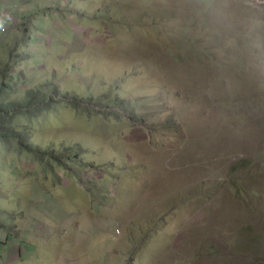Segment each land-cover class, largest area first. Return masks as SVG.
Wrapping results in <instances>:
<instances>
[{
    "label": "rangeland",
    "instance_id": "374dc122",
    "mask_svg": "<svg viewBox=\"0 0 264 264\" xmlns=\"http://www.w3.org/2000/svg\"><path fill=\"white\" fill-rule=\"evenodd\" d=\"M51 1L68 16L41 18L40 50L0 56L19 264H264V0ZM41 159L83 172L58 185L90 225L65 222L52 176L29 193Z\"/></svg>",
    "mask_w": 264,
    "mask_h": 264
},
{
    "label": "crops",
    "instance_id": "0c3cea01",
    "mask_svg": "<svg viewBox=\"0 0 264 264\" xmlns=\"http://www.w3.org/2000/svg\"><path fill=\"white\" fill-rule=\"evenodd\" d=\"M51 6H52L51 0H0V24H5L4 27H1V28H5L4 33H1V28H0V33L2 34L0 36V56H2L3 54L8 55L12 53L13 49H18V48L24 50V48L29 49L30 47H32L33 49L40 50L41 47L40 29H43V27L46 28L45 26L46 23L45 22L43 23L41 21V18L45 16H49L50 19L56 17L57 19L60 20L59 25H63L65 18L68 16V13H66L60 17L54 11V8H51ZM9 12L12 13V15H8ZM20 29H23V33L21 34L20 37H18L16 36V34L19 33ZM26 34H27V38H26ZM11 39H13V41ZM1 49L3 51H1ZM54 175L56 176L60 175V170L58 173H54ZM66 177L75 180V175L73 172L68 173ZM58 184H60L58 179L52 176V180L49 185V192H50L49 194L52 195L57 200H62V201L65 200L64 202L70 201L69 220L65 219V222L66 221L72 222V220L74 222L75 220H79V223L74 224L72 222L76 226V228H80L86 222L90 225V222L85 221L84 218L86 215H88L87 210L85 209L77 210L76 209L77 207L76 206L74 207L71 204V202H74V199L68 195L67 196L64 195L62 193L63 189L61 188V185ZM70 185H74V183H67L65 186L68 187ZM78 186L82 188L83 185L75 184V188L80 189ZM45 196H47V194H45ZM60 196L63 198H61ZM74 210H77V212L79 213L78 218H76L75 215H73V213H75ZM55 226H57V223L55 224ZM57 229H59V227H57ZM57 232H59V230ZM72 239L74 238H71L70 240ZM103 241L105 240L101 238V242ZM71 242H74V240ZM13 248L14 247H7V240L3 239L0 235V264H13L14 260H16L15 264L22 263V260L20 259L22 257L20 255V251L15 250ZM16 252H17V257L13 258L11 256V253L13 254Z\"/></svg>",
    "mask_w": 264,
    "mask_h": 264
},
{
    "label": "trees",
    "instance_id": "16d2710c",
    "mask_svg": "<svg viewBox=\"0 0 264 264\" xmlns=\"http://www.w3.org/2000/svg\"><path fill=\"white\" fill-rule=\"evenodd\" d=\"M104 14V13H103ZM61 26V25H60ZM29 92H31V90H29V91H27V93H29ZM52 93V92H51ZM0 100L2 101V102H5L6 100H5V97H2V96H0ZM9 108V106H4V108H2L3 110H4V112L6 111V109H8ZM16 109H20V107L19 106H17L16 107ZM1 111V113H0V144L1 145H5V146H7V147H9V146H13V145H16V146H22V139H21V137H16V136H14V133H15V130L13 129V128H11L10 130H8L9 128H8V126H6L7 124H9L10 122L7 120V124L5 123V118H4V116L2 115L3 113H2V110H0ZM96 112V111H95ZM2 116V117H1ZM9 141V143H10V145H7V144H5L6 142H8ZM246 163H249V162H251V160H244ZM69 163H67V165H68ZM45 167H47V168H50L49 166H48V163L46 164V166ZM30 172V171H29ZM28 172V175H31V177H32V181L30 182L31 184H32V186L33 187H35L36 186V179L34 178V177H38V173H35V172H33V173H29ZM56 178H57V176H55ZM255 186V185H254ZM155 218H153L152 217V220H154ZM160 221V220H159ZM176 264V263H175Z\"/></svg>",
    "mask_w": 264,
    "mask_h": 264
},
{
    "label": "clouds",
    "instance_id": "9594fccd",
    "mask_svg": "<svg viewBox=\"0 0 264 264\" xmlns=\"http://www.w3.org/2000/svg\"><path fill=\"white\" fill-rule=\"evenodd\" d=\"M1 32H5V28H1ZM1 146V145H0ZM2 147V146H1ZM5 147H7V146H5V145H3V148H5ZM10 148H12L11 146H10ZM41 161L42 162H40L41 164H42V166H43V173H40V179L37 177V179H36V186L35 187H33L32 186V184L31 183H29V189H30V192L29 193H37V194H39L40 195V193H43L44 192V190L43 189H40V181L43 179V176L45 175V174H47L48 176L49 175H52V176H56V175H54V173H53V171L52 170H50V169H46L45 168V164H44V162L46 161V159H41ZM47 163V162H46ZM67 165V164H66ZM61 166V165H60ZM68 167L66 168L65 166H61V167H59V170H60V175H58L57 176V178L56 179H58L59 180V178L60 177H62V171L64 172L63 174L64 175H66L67 176V174L69 173V171H71L72 170V172L74 173V175H75V180L79 183V184H81V185H83V186H85V187H87V184H82V181H84L83 179V177H82V175H84L83 174V172H79V171H77V170H73L72 169V165H67ZM56 167V166H55ZM65 176V177H66ZM17 178H18V176H17ZM27 179V178H26ZM26 179H24V180H21V182H24ZM29 195V194H28Z\"/></svg>",
    "mask_w": 264,
    "mask_h": 264
}]
</instances>
